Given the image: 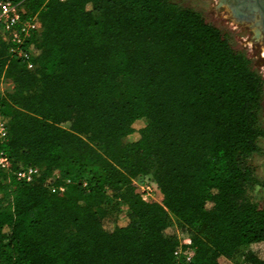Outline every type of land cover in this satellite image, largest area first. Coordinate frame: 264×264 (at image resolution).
Wrapping results in <instances>:
<instances>
[{
    "label": "trees",
    "instance_id": "16d2710c",
    "mask_svg": "<svg viewBox=\"0 0 264 264\" xmlns=\"http://www.w3.org/2000/svg\"><path fill=\"white\" fill-rule=\"evenodd\" d=\"M26 6L41 24L31 68L0 37L13 83L0 96V264H172V217L188 264H232L264 242V206L244 198L263 82L215 26L170 0ZM138 175L160 202L134 191ZM120 204L123 224L110 218Z\"/></svg>",
    "mask_w": 264,
    "mask_h": 264
},
{
    "label": "rangeland",
    "instance_id": "374dc122",
    "mask_svg": "<svg viewBox=\"0 0 264 264\" xmlns=\"http://www.w3.org/2000/svg\"><path fill=\"white\" fill-rule=\"evenodd\" d=\"M173 4L180 8L190 9L196 12L206 23L215 26L226 39L229 46L236 52L243 55L248 66L256 72L263 82V98L260 108L257 111V128L262 132L258 137L257 151L253 153L247 160L252 169L253 180L247 186L244 198L254 204L258 208L264 206V49L259 50L251 46V42L245 39V34L242 29L234 22H228L226 12L219 7L217 0H170ZM144 120H139L136 125H143ZM133 135L127 137L131 141ZM59 178V173L55 171L48 178L50 182ZM127 213L126 206L118 205L110 211V218L116 223L123 224L125 214ZM173 232L175 235H183L179 227V223L172 217ZM264 258V242H256L240 247L231 260L232 264H250L249 256Z\"/></svg>",
    "mask_w": 264,
    "mask_h": 264
},
{
    "label": "built area",
    "instance_id": "2783aa9c",
    "mask_svg": "<svg viewBox=\"0 0 264 264\" xmlns=\"http://www.w3.org/2000/svg\"><path fill=\"white\" fill-rule=\"evenodd\" d=\"M27 0H0V37L6 43L8 58L24 60L31 68L28 40L40 28L36 14H30L26 6ZM6 62H0V96H5L13 88L12 80L6 74ZM6 136V122L0 115V139ZM0 167L6 169L8 161L0 156ZM37 172L34 167H28L17 174L18 178L30 181ZM134 191L142 200L160 202L161 193L151 175H138L132 179ZM59 187V190H62ZM179 245L173 252L172 264H188L191 261L193 249L187 236L175 235Z\"/></svg>",
    "mask_w": 264,
    "mask_h": 264
},
{
    "label": "flooded vegetation",
    "instance_id": "af4514ba",
    "mask_svg": "<svg viewBox=\"0 0 264 264\" xmlns=\"http://www.w3.org/2000/svg\"><path fill=\"white\" fill-rule=\"evenodd\" d=\"M228 22L242 29L251 46L264 49V0H217Z\"/></svg>",
    "mask_w": 264,
    "mask_h": 264
}]
</instances>
